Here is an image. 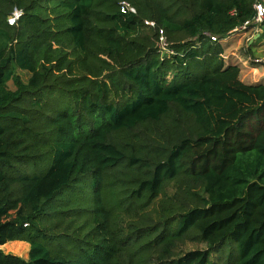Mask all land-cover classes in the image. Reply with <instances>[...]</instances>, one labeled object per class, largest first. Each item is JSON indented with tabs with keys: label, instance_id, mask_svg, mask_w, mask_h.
I'll return each instance as SVG.
<instances>
[{
	"label": "trees",
	"instance_id": "1",
	"mask_svg": "<svg viewBox=\"0 0 264 264\" xmlns=\"http://www.w3.org/2000/svg\"><path fill=\"white\" fill-rule=\"evenodd\" d=\"M255 2L0 0V264H264V84L210 39Z\"/></svg>",
	"mask_w": 264,
	"mask_h": 264
},
{
	"label": "rangeland",
	"instance_id": "2",
	"mask_svg": "<svg viewBox=\"0 0 264 264\" xmlns=\"http://www.w3.org/2000/svg\"><path fill=\"white\" fill-rule=\"evenodd\" d=\"M256 1H260L264 4V0H256ZM4 8H6V6H4ZM6 11H7L6 14H8L9 13L8 9ZM144 32L148 33L149 30L145 29ZM255 37H257V38L254 39ZM165 38H166V36H165ZM171 39L178 41V40H182L183 36L180 33H175L172 35ZM166 40H167V38H166ZM250 42L252 45H249ZM220 45L223 48V53L221 56L225 57V59L222 60V61H224L223 63L225 64V66H227L229 64L230 65H237L238 64L237 66L240 68V71H241L240 72L241 75L239 77L240 81H242L243 83H246V84H256V83H263L264 84V76H261V72H260V74H259V72H257V74H255V72L252 70L250 72V69L245 68L244 66H242L238 62V58L251 57V58H260L261 59L262 57H259V56H264V54H262V53H260V54L257 53V51H259V50H261V51L264 50V22L262 23V25H260V27H258L257 31H252V30L248 29L245 32L236 33L226 42H225V40L222 41L220 43ZM54 48H55V46H54ZM255 55H257V56H255ZM248 66L253 67V68L255 67L251 64H249ZM257 68L263 69L262 67H257ZM14 72H15V74H17L22 79L23 82L27 81L29 75L26 72L20 71L18 69H14ZM262 72H263V70H262ZM69 221H70V219L65 220L62 227L60 226L59 232L64 230L63 228L66 226V224ZM79 221H80V223L83 222L82 219H79ZM88 229L89 228H86L85 231H87ZM198 247L203 248L204 245L203 246L199 245V244L193 245V244L187 243L185 246H182V249H183V251H187V250H190L192 248H198ZM11 248H12V250H15V251H12V253L14 255H16L22 259H27L28 254L21 251L20 248H14V246H11ZM7 251H11V250H7ZM224 254H225V252H224ZM221 257H222V259L225 258V256L223 254H221ZM215 259L219 260V255H217V256L215 255Z\"/></svg>",
	"mask_w": 264,
	"mask_h": 264
},
{
	"label": "built area",
	"instance_id": "3",
	"mask_svg": "<svg viewBox=\"0 0 264 264\" xmlns=\"http://www.w3.org/2000/svg\"><path fill=\"white\" fill-rule=\"evenodd\" d=\"M126 7H128L126 4H124ZM128 10H130L131 12H134V10L132 8H128ZM253 10H254V16L247 20L246 22H244L240 27L235 28L230 34H228L227 36H225L224 38H216V37H210L209 34H206V36L210 37L212 42H218L219 44L225 40V42L227 40H229L234 34L236 33H241V32H245L246 30L250 29L252 31H257L258 27H260V25H262V23L264 22V4L260 1H257L253 4ZM22 15V11L16 7H14L12 9V11L10 12L9 16L7 17V23L9 25H14L17 23V21L19 20V18ZM145 24L153 27L154 23L153 22H145ZM163 31L160 30L159 31V38H158V47L159 49L167 54H172V51L169 50L168 48V42H166V38L165 35H163ZM222 54H220V58L222 60L225 59V57L221 56ZM224 62V61H223ZM238 62L244 66L245 68H248L252 71H256L257 67H262L263 69V76H264V59L263 58H251V57H246V58H238ZM251 64L253 67H249L248 65ZM238 65V64H237Z\"/></svg>",
	"mask_w": 264,
	"mask_h": 264
},
{
	"label": "crops",
	"instance_id": "4",
	"mask_svg": "<svg viewBox=\"0 0 264 264\" xmlns=\"http://www.w3.org/2000/svg\"><path fill=\"white\" fill-rule=\"evenodd\" d=\"M252 45V44H251ZM257 53L258 54H260V53H262V54H264V50H259V51H257ZM255 56H257V55H255ZM259 57H262V58H264V56H259ZM245 71V70H244ZM243 72V71H242ZM250 72H251V70H250ZM255 72V74H257V72H259V74H260V72H261V76H263V72H262V69H260V68H257L256 69V71H254ZM240 75H241V73L239 74V77H240ZM262 78V77H261ZM263 79V78H262ZM11 246H14V248H20L21 249V251H23V252H25L26 254H28L29 253V244L28 243H26V242H23V241H13V242H8V243H6L5 245H3V246H0V249L4 252V253H6V254H12V255H14L13 253H12V251H15V250H12V248H11ZM11 250V251H7V250ZM16 256V255H15ZM22 259V258H21ZM27 259H28V257H27ZM27 259H23V260H27Z\"/></svg>",
	"mask_w": 264,
	"mask_h": 264
},
{
	"label": "water",
	"instance_id": "5",
	"mask_svg": "<svg viewBox=\"0 0 264 264\" xmlns=\"http://www.w3.org/2000/svg\"><path fill=\"white\" fill-rule=\"evenodd\" d=\"M257 37H255L254 39H256ZM249 45H251V42L249 43Z\"/></svg>",
	"mask_w": 264,
	"mask_h": 264
}]
</instances>
